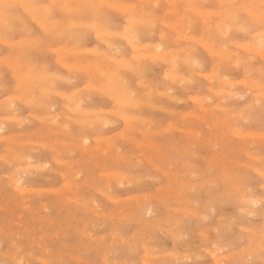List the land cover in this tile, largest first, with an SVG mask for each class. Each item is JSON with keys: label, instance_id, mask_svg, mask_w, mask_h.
<instances>
[{"label": "rangeland", "instance_id": "rangeland-1", "mask_svg": "<svg viewBox=\"0 0 264 264\" xmlns=\"http://www.w3.org/2000/svg\"><path fill=\"white\" fill-rule=\"evenodd\" d=\"M174 1L0 0V264L264 263V0Z\"/></svg>", "mask_w": 264, "mask_h": 264}, {"label": "bare ground", "instance_id": "bare-ground-1", "mask_svg": "<svg viewBox=\"0 0 264 264\" xmlns=\"http://www.w3.org/2000/svg\"><path fill=\"white\" fill-rule=\"evenodd\" d=\"M165 2H166V1H165ZM173 2H176V1L173 0ZM65 3H66V2H65ZM65 3H64V4H65ZM150 3H152V2H150ZM188 3H189V2H188ZM18 4H19V3H18ZM103 4H104V3H103ZM152 5H153V4H152ZM167 5H168V4H167ZM66 6H67V4H66ZM20 7H21V6H20ZM176 8H177V7H176ZM187 8H188V7H187ZM191 8H192V7H191ZM115 9H116V8H115ZM127 9H128V8H126L125 10H127ZM235 9H236V8H235ZM171 10H172V9H171ZM185 10H186V9H185ZM186 11H187V10H186ZM190 12H192V11H190ZM196 12H197V10H196ZM201 12H202V11H201ZM260 12H261V11H260ZM244 13H245V12H244ZM247 13H248V12H247ZM1 14H2V13H1ZM172 14H174V13H172ZM196 14H197V13H196ZM215 14H216V13H215ZM219 14H220V13H219ZM225 14H226V13H225ZM227 14H228V13H227ZM177 15H178V14H177ZM182 15H185V14L182 13ZM216 15H217V14H216ZM220 15L222 16V14H220ZM220 15H219V17H220ZM261 15H262V14H261ZM2 16H3V15H2ZM169 16H170V15H169ZM174 16H175V15H174ZM259 16H260V15H259ZM3 17H4V16H3ZM158 17H159V16H157V18H158ZM182 17H183V16H182ZM187 17H188V16H187ZM225 17H226V16H225ZM159 18H160V17H159ZM166 18H167V17H166ZM184 18H185V16H184ZM222 18H223V17H222ZM251 18H252V17H251ZM256 18H257V17H256ZM2 19H3V18H2ZM5 19H6V18H4L3 20H5ZM153 19H154V18H153ZM175 20H176V19H175ZM186 20H187V18H186ZM151 21H152V20H151ZM179 21H180V19H179ZM183 21H184V20H183ZM183 21H182V22H183ZM201 21H202V20H201ZM53 22H54V21H53ZM140 22H141V21H140ZM168 22H169V21H168ZM188 22H189V21H188ZM101 23H102V22H101ZM131 23H132V22H131ZM169 23H171V22H169ZM183 23H184V22H183ZM36 24H37V23H36ZM49 24H50V23H49ZM70 24H71V23H70ZM172 24H173V23H172ZM185 24H186V23H185ZM221 24H222V23H221ZM47 25H48V23H47ZM174 25H176V24H174ZM178 25H179V24H178ZM133 26H134V25H132V27H131L132 29H131V31H130V32H131L130 34H131V38H132V39H133V37L135 38V36H136V32H135L136 30L133 28ZM218 26H219V25H218ZM254 26H255V25H254ZM43 27H44V25H43ZM135 27H136V26H135ZM175 27H176V26H175ZM183 27H184V26H183ZM78 28H79V27H78ZM78 28H77V29H78ZM43 29H45V28H43ZM136 29H137V28H136ZM138 29H139V28H138ZM218 29H219V28H218ZM236 29H237V28H236ZM50 30H52V29L50 28ZM66 30H67V29H66ZM75 30H76V29H75ZM178 30H179V29H178ZM206 30H207V29H206ZM224 30H225V26H224ZM44 31H45V30H44ZM210 31H212V29H211ZM221 31H222V27H221ZM221 31H220V33L222 34L223 32H226V31H228V30L226 29V30L223 31V32H221ZM49 32H50V31H49ZM56 32H57V31H56ZM216 32H217V31H216ZM60 33H61V32H60ZM60 33H59V34H60ZM71 33H72V32H71ZM102 33H103V32H102ZM209 33H211V32H209ZM43 34H44V33H43ZM48 34H49V33H48ZM72 34H74V33H72ZM96 34H97V33H96ZM99 34H100V33H99ZM183 34H184V33H183ZM260 34H261V32H260ZM263 34H264V33H263ZM44 35H46V34H44ZM51 35H53V34H51ZM61 35H62V34H61ZM179 35H180V34H179ZM75 36H76V35H75ZM99 36H100V35H99ZM261 36H262V35H261ZM252 37H253V36H252ZM256 37H257V36H256ZM102 38H103V37H102ZM120 38H122V37H120ZM124 38H125V37H124ZM206 38H207V37H206ZM4 39H5V38H4ZM68 39H69V37H68ZM198 39H199V38H198ZM198 39H197V41H198ZM200 39H201V36H200ZM172 40H173V39H172ZM99 41H100V40H99ZM130 41H131V40H130ZM254 41H255V40H254ZM187 42H188V41H187ZM8 43H9V42H8ZM32 43H33V42H32ZM73 43H74V42H73ZM166 43H167V41H166ZM176 43H177V41H176ZM203 43H204V42H203ZM245 43H246V42H245ZM13 44H14V43H13ZM15 44H16V43H15ZM7 45H9V44H7ZM28 45H29V44H28ZM37 45H38V44H37ZM127 45H128V44H127ZM193 45H194V44H193ZM195 45H196V44H195ZM202 45H203V44H202ZM235 45H237V44H235ZM41 46H42V45H41ZM148 46H149V45H148ZM154 46H155V45H154ZM154 46H150V47H154ZM204 46H205V45H204ZM219 46L221 47V45H219ZM30 47H31V46H30ZM161 47H162V45H161ZM191 47H192V46H191ZM239 47H240V46H239ZM245 47H246V46H245ZM26 48H27V47H26ZM114 48H115V47H114ZM129 48H130V46H129ZM137 48H138V47H137ZM143 48H145V47H143ZM180 48H181V47H180ZM204 48H205V47H204ZM208 48H209V47H208ZM208 48H207V49H208ZM250 48H251V47H250ZM254 48H256V47H254ZM257 48H258V47H257ZM132 49H133V48H132ZM154 49H155V47H154ZM156 49H159V46L156 47ZM187 49H188V48H187ZM246 49H247V48H246ZM29 50H30V49H29ZM39 50H40V49H39ZM50 50H51V49H50ZM56 50H57V49H56ZM85 50H86V49H85ZM240 50H241V49H240ZM262 50H263V49H262ZM60 51H61V50H60ZM62 51H63V50H62ZM134 51H135V50H134ZM170 51H171V50H170ZM182 51H183V50H182ZM184 51H185V49H184ZM244 51H245V50H244ZM247 51H248V50H247ZM20 52H21V51H20ZM66 52H69V51H66ZM149 52H150V50H149ZM152 52H153V51H152ZM172 52H173V51H172ZM172 52H171V53H172ZM185 52H188V51H185ZM192 52H193V51H192ZM194 52H195V51H194ZM254 52H257V51H254ZM69 53H70V52H69ZM75 53H76V52H75ZM77 53H78V52H77ZM162 53H163V51L161 52V54H162ZM251 53H252V52H251ZM78 54H79V53H78ZM78 54H77V55H78ZM88 54H89V53H88ZM161 54H160V55H161ZM254 54H255V53H254ZM256 54H257V53H256ZM262 54H263V53H262ZM57 55H58V54H57ZM57 55H56V56H57ZM155 55H156V53H155ZM158 55H159V54H158ZM164 55H165V54H164ZM164 55H161V56H157V55H156V57H158V58H160V57L163 58V57H164V58H165L166 56H164ZM230 55H231V54H230ZM19 56H20V55H19ZM61 56H62V55H61ZM141 56H142V55H141ZM168 56H169V53H168ZM170 56H172V55H170ZM195 56H196V55H195ZM212 56H213V55H212ZM71 57H72V56H71ZM75 57H76V56H75ZM80 57H82V56H80ZM80 57H79V58H80ZM83 57H84V56H83ZM96 57H97V56L95 55V58H96ZM103 57H104V56H103ZM134 57H135V56H134ZM144 57H145V56H144ZM147 57H148V56H146V58H147ZM186 57H187V56H186ZM215 57H216V56H215ZM229 57H230V56H229ZM234 57H235V56H234ZM236 57H237V56H236ZM239 57H241V56H239ZM262 57H263V56H262ZM153 58H154V57H153ZM158 58H157V59H158ZM162 58H160V59H162ZM191 58H192V57H191ZM221 58H223V57H221ZM225 58H226V57H225ZM75 59H77V58H75ZM84 59H85V58H84ZM138 59H139V58H138ZM142 59H143V58H142ZM150 59H151V58H150V56H149V60H150ZM184 59H186V58H184ZM184 59H183V60H184ZM192 59H194V58H192ZM197 59H198V58H197ZM219 59H220V58H219ZM233 59H234V58H233ZM235 59H236V58H235ZM235 59H234V60H235ZM239 59H240V58H239ZM242 59H243V58H242ZM242 59H241V60H242ZM252 59H253V58H252ZM96 60H97V59H96ZM124 60H125V59H124ZM136 60H137V59H136ZM250 60H251V59H250ZM101 61H102V59H101ZM114 61H115V60H113V62H114ZM142 61H143V60H142ZM142 61H141V62H142ZM191 61H194V60H191ZM196 61H197V60H196ZM198 61H199V60H198ZM230 61H231V60H229V62H230ZM236 61H237V59H236ZM98 62H99V61H98ZM115 62H116V61H115ZM119 62L121 63L122 61H119ZM153 62H154V61H153ZM200 62H201V61H200ZM229 62H227V63H229ZM237 62H238V61H237ZM62 63H63V62H62ZM117 63H118V62H117ZM150 63H151V62H150ZM188 63H190V61H188L186 64L188 65ZM222 63H224V62H222ZM227 63H226V64H227ZM230 63H231V62H230ZM230 63H229V64H230ZM233 63H234V62H233ZM103 64H104V62H103ZM197 64H198V63H197ZM226 64H225V65H226ZM238 64H239V63H238ZM98 65H99V64H98ZM98 65L96 64V66H98ZM130 65H131V64H130ZM141 65H142V64H141ZM193 65H194V64H193ZM213 65H214V64H213ZM218 65H219V64H218ZM225 65H224V67H225ZM61 66H62V65H61ZM63 66H64V65H63ZM117 66H118V65H117ZM139 66H140V65H139ZM178 66H179V65H178ZM198 66H199V64H198ZM220 66H222V64H221ZM237 66H238V65H237ZM141 67H142V66H141ZM171 67H172V66H171ZM229 67H230V66H229ZM18 68H19V66H18ZM86 68H87V67H86ZM92 68H94V67H92ZM95 68H96V67H95ZM95 68H94V70H95ZM214 68H215V67H214ZM226 68H227V67H226ZM230 68H232V67H230ZM30 69H31V68H30ZM39 69H40V68H39ZM69 69H70V68H69ZM82 69H83V68H82ZM96 69H98V68H96ZM100 69H101V68H100ZM197 69H198V68H197ZM216 69H217V68H216ZM216 69H215V70H216ZM224 69H225V68H224ZM228 69H229V68H228ZM32 70H33V69H32ZM137 70H138V69H137ZM174 70H175V69H174ZM192 70H193V69H192ZM117 72H119V70H118ZM131 72H132V71H131ZM172 72H173V71H172ZM212 72H213V71H212ZM214 72H215V71H214ZM223 72H224V71H223ZM120 73H121V72H120ZM120 73H119V75H120ZM128 73H129V72H128ZM134 73H135V72H134ZM101 74H102V73H101ZM121 74H122V73H121ZM163 74H165V73H163ZM169 74H170V73H169ZM169 74H168V75H169ZM197 74H198V73H197ZM247 74H248V73H247ZM107 75H108V74H107ZM117 75H118V74H117ZM131 75H132V74H131ZM133 75H134V74H133ZM136 75H137V74H136ZM216 75H217V72H216ZM27 76H28V75H27ZM42 76H45V75H42ZM73 76H74V75H73ZM181 76H182V75H181ZM198 76H199V75H198ZM217 76H218V75H217ZM101 77L104 78V79H106V82H107V80H108V82H109V88L111 87V88L108 89V90L115 89L114 86L110 84L111 82H113V78H114V76H112L113 78H112V77L110 78L109 76H106V74H105V75H101ZM142 77H143V76H142ZM166 77H167V76H166ZM166 77H165V78H166ZM168 77H169V76H168ZM183 77H184V75H183ZM204 77H205V76H204ZM213 77H214V76H213ZM219 77H220V76H219ZM38 78H39V77H38ZM41 78H42V77H41ZM45 78H46V77H45ZM184 78H185V77H184ZM209 78H210V77H209ZM217 78H218V77H217ZM248 78H249V77H248ZM15 79H16V78H15ZM93 79H94V78H93ZM100 79H101V78H100ZM121 79H122V78H121ZM221 79H222V78H221ZM61 80H62V79H61ZM117 80H118V79H117ZM173 80H174V79H173ZM210 80H211V79H210ZM225 80H226V78H225ZM247 80H248V79H247ZM67 81H68V80H67ZM95 81H96V80H95ZM97 81H99V80H97ZM181 81H182V80H180V82H181ZM218 81H219V80H218ZM248 81H250V78H249ZM49 82H50V81H49ZM106 82L104 81V83H106ZM108 82H107V83H108ZM119 82H120V81H118V83H119ZM124 82H125V81H124ZM92 83H93V82H92ZM114 83H115V82H114ZM122 83H123V82H122ZM170 83H171V82H170ZM172 83H173V81H172ZM225 83H226V82H225ZM227 83H228V82H227ZM236 83H237V82H236ZM248 83H249V82H248ZM45 84H47V81H46ZM96 84H97V83H96ZM100 84H101V83H100ZM102 84H103V83H102ZM115 84H116V83H115ZM123 84H124V83H123ZM125 84H126V83H125ZM182 84H183V82H182ZM232 84H233V83H232ZM18 85H19V84H18ZM42 85H43V84H42ZM49 85H50V84H49ZM51 85H52V83H51ZM51 85H50V86H51ZM103 85H104V84H103ZM116 85H119V84H116ZM116 85H115V87H116ZM121 85H122V84H120V86H121ZM249 85H251V84H249ZM256 85H257V84H256ZM85 86H86V85H85ZM92 86H93V85H92ZM106 86H108V85H106ZM123 86H124V85H123ZM123 86H121V87L123 88ZM178 86H179V85H178ZM241 86H242V85H241ZM245 86H246V85H245ZM23 87H24V85H23ZM90 87H91V86H90ZM118 87H119V86H117V88H118ZM138 87H139V86H138ZM149 87H150V86H149ZM225 87H226V86H225ZM260 87H262V85H261ZM28 88H29V87H28ZM92 88H93V87H92ZM103 88H104V87H103ZM151 88H152V87H151ZM180 88H181V87H180ZM183 88H184V87H183ZM21 89H24V88H21ZM96 89H97V88H96ZM96 89H95V90H96ZM119 89H120V87H119ZM149 89H150V88H149ZM229 89H230V84H229ZM255 89H256V88H255ZM258 89H259V88H258ZM258 89H257V90H258ZM47 90H48V89H47ZM79 90H80V89H79ZM99 90H100V89H99ZM133 90H134V89H133ZM223 90H224V89H223ZM18 91H19V90H18ZM49 91H50V90H49ZM87 91H88V90H87ZM105 91H107V90L105 89ZM128 91H129V90H128ZM128 91H126V93H127ZM136 91H137V90H136ZM168 91H169V90H168ZM227 91H228V90H227ZM16 92H17V89H16ZM44 92H45V91H44ZM44 92H43V93H44ZM46 92H47V91H46ZM84 92H85V91H84ZM84 92H83V93H84ZM95 92H96V91H95ZM95 92H94V94H95ZM116 92H117V91H116ZM134 92H135V91H134ZM208 92H209V91H208ZM90 93H91V92H90ZM104 93H107V92H104ZM108 93H109V92H108ZM117 93H118V92H117ZM117 93H116V94L114 93L115 96L117 95ZM122 93H124V92H122ZM132 93H133V92H132ZM132 93H129V94L131 95ZM151 93H152V92H151ZM96 94H97V93H96ZM96 94H95V95H96ZM118 94H119V93H118ZM146 94H147V93H146ZM47 95H48V94H47ZM51 95H52V94H51ZM58 95H59V94H58ZM61 95H62V94H61ZM79 95H80V94H79ZM121 95H122V94H121ZM125 95H126V94H125ZM125 95H124V96H125ZM216 95H217V94H216ZM263 95H264V94H263ZM42 96H43V94H42ZM83 96H84V95H83ZM98 96H100V95H98ZM115 96H114V97H115ZM117 96H118V95H117ZM126 96H127V95H126ZM141 96H142V95H141ZM155 96H156V95H155ZM172 96H173V95H172ZM235 96H236V95H235ZM241 96H242V95H241ZM80 97H81V96H80ZM101 97H102V96H101ZM104 97H105V96H104ZM106 97H107V96H106ZM127 97H129V96H127ZM134 97H135V96H134ZM149 97H150V96H149ZM196 97H198V96H196ZM205 97H206V96H205ZM215 97H216V96H215ZM4 98H5V97H4ZM14 98H15V97H14ZM24 98H25V97H24ZM26 98H27V97H26ZM38 98H39V97H38ZM62 98H63V96H62ZM65 98H66V100H67V97H65ZM72 98H73V95H72ZM110 98H111V97H110ZM117 98H118V97H117ZM122 98H123V97H122ZM122 98L120 97L121 100H122ZM152 98H153V97H152ZM193 98H194V97H193ZM217 98H218V97H217ZM224 98H225V97H224ZM258 98H259V97H258ZM19 99H20V98H19ZM39 99H40V98H39ZM130 99H131V98H130ZM130 99H129V100H130ZM133 99H134V98H133ZM136 99H139V98H136ZM136 99H135V100H136ZM140 99H141V98H140ZM201 99H202V98H201ZM225 99H226V98H225ZM263 99H264V97H263ZM1 100H2V99H1ZM10 100H11V99H10ZM33 100H34V99H33ZM33 100H32V101H33ZM46 100H47V99H46ZM69 100H70V99H69ZM118 100H119V99H118ZM193 100H194V99H193ZM197 100H198V99H197ZM203 100H204V102H205V99H203ZM227 100H228V98H227ZM70 101H71V100H70ZM75 101H76V100H75ZM82 101H83V100H82ZM122 101H123V100H122ZM122 101H120V102H122ZM126 101H127V100H126ZM126 101L124 100L123 102H124V103H127ZM145 101H146V100H145ZM150 101H151V99H150ZM150 101L148 100V102H150ZM153 101H154V100H153ZM179 101H180V100H179ZM199 101H200V100H199ZM256 101H257V100H256ZM24 102H25V101H24ZM123 102H122V103H123ZM224 102H225V101H224ZM13 103H14V102H13ZM122 103H119L120 106H121ZM199 103H200V102H199ZM221 103H222V102H221ZM1 104H2V103H1ZM25 104H26V103H25ZM27 104H28V100H27ZM152 104H154V103H152ZM200 104H201V103H200ZM219 104H220V103H219ZM8 105H9V101H8ZM8 105H7V106H8ZM148 105H149V104H148ZM160 105L162 106V104H160ZM194 105H195V104H194ZM250 105H251V104H250ZM5 106H6V105H5ZM27 106H28V105H27ZM73 106H74V105H72L71 107H73ZM76 106H77V105H76ZM76 106H75V107H76ZM198 106H199V105H198ZM224 106H225V105H223L222 107H224ZM1 107H2V106H1ZM8 107H9V106H8ZM25 107H26V106H25ZM51 107H52V106H51ZM75 107H73V108H75ZM133 107H134V106H133ZM139 107H140V106H139ZM247 107H248V106H247ZM65 108H66V107H65ZM73 108H72V109H73ZM79 108H80V107H79ZM82 108H83V107H82ZM131 108H132V107H131ZM150 108H151V107H150ZM213 108H214V106H213ZM216 108H218V107H216ZM224 108H225V107H224ZM41 109H42V108H41ZM72 109H71V110H72ZM151 109H153V108H151ZM199 109H200V108H199ZM5 110H8V109H5ZM48 110H49V109H48ZM125 110H126V109H125ZM216 110H217V109H216ZM240 110H241V109H240ZM90 111H91V110H90ZM92 111H93V110H92ZM114 111H115V110H114ZM221 111H223V110H221ZM247 111H248V110H247ZM9 112H10V111H9ZM70 112H71V111H70ZM72 112H73V111H72ZM86 112H88V111H86ZM108 112H109V111H108ZM117 112H118V111H117ZM119 112H120V110H119ZM202 112H203V111H202ZM210 112H211V111H210ZM82 113H83V111H82ZM109 113H110V112H109ZM134 113H135V112H134ZM171 113H172V112H171ZM195 113H196V112H195ZM211 113H212V112H211ZM235 113H236V112H235ZM248 113H249V112H248ZM65 114H66V113H65ZM85 114H86V113H85ZM104 114H105V113H104ZM104 114H103V115H104ZM111 114H112V113H111ZM120 114H122V113H120ZM123 114H124V113H123ZM236 114H237V113H236ZM12 115H13V114H12ZM117 115H118V114H117ZM202 115H203V113H202ZM202 115H201V116H202ZM56 116H57V115H56ZM75 116H76V115H75ZM100 116H101V115H100ZM195 116H196V115H195ZM245 116H246V115H245ZM60 117H61V116H60ZM67 117H68V116H67ZM118 117H119V116H118ZM122 117H123V115H122ZM122 117H121V118H122ZM188 117H190V116H188ZM223 117H224V116H223ZM223 117H222V118H223ZM48 118H49V117H48ZM48 118H45V119H48ZM54 118H55V117H54ZM54 118H53V119H54ZM56 118H57V117H56ZM69 118H70V117H69ZM103 118H104V117H103ZM184 118H185V117H184ZM201 118H202V117H201ZM226 118H227V117H226ZM248 118H249V117H248ZM45 119H44V120H45ZM88 119H89V118H88ZM98 119H100V117H99ZM108 119H109V117H108ZM108 119H106V120H108ZM118 119H119V118H118ZM192 119H193V118H192ZM12 120H14V118H13ZM32 120H33V118H32ZM68 120H69V119H68ZM68 120H67V121H68ZM72 120H73V119H72ZM109 120H110V119H109ZM137 120H138V119H137ZM145 120H146V119H145ZM150 120H151V119H150ZM201 120H202V119H201ZM14 121H17V120H14ZM40 121H41V120H40ZM85 121H86V119H85ZM88 121H89V120H88ZM132 121H133V120H132ZM142 121H143V120H142ZM146 121H147V120H146ZM146 121H145V122H146ZM148 121H149V120H148ZM151 121H152V120H151ZM194 121H195V119H194ZM216 121H217V120H216ZM225 121H226V120H225ZM5 122H6V121H5ZM10 122H11V121H10ZM12 122H13V121H12ZM17 122H18V121H17ZM19 122H21V121H19ZM38 122H39V121H38ZM42 122H43V121H42ZM68 122H69V121H68ZM77 122H78V121H77ZM91 122H92V120H91ZM99 122H102V121H101V120L98 121L97 124H98ZM103 122H104V121H103ZM122 122H123V121H122ZM138 122H139V121H138ZM182 122H183V121H182ZM185 122H186V120H185ZM227 122H228V121H227ZM64 123H65V122H64ZM83 123H84V122H83ZM86 123H87V122H86ZM95 123H96V122H95ZM110 123H111V122H110ZM110 123H109V124H110ZM151 123H152V122H151ZM197 123H198V122H197ZM225 123H226V122H225ZM13 124H14V123H13ZM23 124H24V123H23ZM23 124H22V125H23ZM42 124H43V123H42ZM48 124H49V123H48ZM57 124H58V123H57ZM84 124H85V123H84ZM153 124H154V123H153ZM186 124H187V123H186ZM226 124H227V123H226ZM15 125H17V124H15ZM51 125H52V124H51ZM54 125H55V124H54ZM62 125H63V123H62ZM70 125H71V123H70ZM86 125H87V124H86ZM146 125H147V124H146ZM150 125H151V124H150ZM155 125H156V124H155ZM222 125H223V124H222ZM0 126H1V125H0ZM20 126H21V125H20ZM55 126H57V125H55ZM77 126H78V125H77ZM84 126H85V125H84ZM96 126H97V125H96ZM111 126H112V125H111ZM131 126H132V125H131ZM140 126H141V125H140ZM226 126H228V125H226ZM231 126H232V125H231ZM235 126H236V125H235ZM105 127H108V126H105ZM129 127H130V126H129ZM133 127H134V125H133ZM147 127H148V126H147ZM216 127H217V126H216ZM222 127L224 128V126H222ZM222 127H221V128H222ZM2 128H3V127H2ZM63 128H64V127H63ZM95 128H96V127H95ZM95 128H94V129H95ZM99 128H101V127H99ZM223 128H222V129H223ZM0 129H1V128H0ZM83 129H84V128H83ZM131 129H133V128H131ZM229 129H230V128H229ZM229 129H228V130H229ZM234 129H235V128H234ZM236 129H237V128H236ZM50 130H51V129H50ZM68 130H69V129H68ZM80 130H81V129H80ZM105 130H106V129H105ZM212 130H213V129H212ZM212 130H211V131H212ZM218 130H220V128H219ZM37 131H38V130H37ZM40 131H41V130H40ZM95 131H96V130H95ZM99 131H100V130H99ZM129 131H130V130H129ZM133 131H134V130H133ZM190 131H191V130H190ZM220 131H221V130H220ZM234 131H235V130H234ZM256 131H257V130H256ZM57 132H58V131H57ZM253 132H255V131H253ZM258 132H259V131H258ZM55 133H56V131H55ZM62 133H63V132H62ZM68 133H69V131H68ZM130 133H131V132H130ZM144 133H146V132H144ZM154 133H155V132H154ZM165 133H166V132H165ZM193 133H195V132H193ZM198 133H199V132H198ZM221 133H222V132H221ZM32 134H33V133H32ZM57 134H59V132H58ZM57 134H56V135H57ZM78 134H79V133H78ZM82 134H83V133H82ZM122 134H123V133H122ZM142 134H143V133H142ZM152 134H153V132H152ZM155 134H156V133H155ZM195 134H196V133H195ZM199 134H200V133H199ZM251 134H252V133H251ZM21 135H22V134H21ZM53 135H54V134H53ZM56 135H55V136H56ZM59 135H61V134H59ZM118 135H120V134H118ZM126 135H127V133H126ZM214 135H215V134H214ZM214 135H213V136H214ZM23 136H24V134H23ZM23 136H22V137H23ZM25 136H26V134H25ZM27 136H28V135H27ZM197 136H198V135H197ZM197 136H196V138H197ZM219 136H221V135H219ZM225 136H226V135H225ZM20 137H21V136H20ZM20 137H19V138H20ZM22 137H21V138H22ZM33 137H34V136H33ZM42 137H43V136H42ZM78 137H79V136H78ZM118 137H119V136H118ZM261 137H262V136H261ZM10 138H11V137H10ZM17 138H18V137H17ZM56 138H57V137H56ZM63 138H64V137H63ZM86 138H87V137H86ZM105 138H106V137H105ZM107 138H108V137H107ZM142 138H143V137H142ZM142 138H141V139H142ZM186 138H187V137H186ZM67 139H68V138H67ZM115 139H116V138H115ZM128 139H129V136H128ZM151 139H152V138H151ZM210 139L212 140V138H210ZM215 139H216V138H215ZM227 139H228V138H226V140H224V141H225V142H226V141L228 142ZM2 140H3V139H2ZM43 140H44V139H43ZM55 140H56V139H55ZM91 140H92V139H91ZM121 140H122V139H121ZM216 140H217V139H216ZM220 140H223V139H220ZM21 141H22V140H21ZM28 141H29V140H28ZM70 141H71V139H70ZM106 141H107V139H106ZM114 141H115V140H114ZM145 141H146V140H145ZM192 141H193V140H192ZM251 141H252V140H251ZM30 142H31V140H30ZM37 142H38V140H37ZM134 142H135V141H134ZM149 142H150V141H149ZM195 142H196V141H195ZM218 142H219V141H218ZM256 142H258V141H256ZM263 142H264V141H263ZM4 143H5V142H4ZM22 143H23V142H22ZM26 143H27V142H26ZM33 143H34V142H33ZM43 143H44V142H43ZM61 143H62V142H61ZM64 143H67V142L64 141ZM70 143H71V142H70ZM99 143H100V142H98V144H99ZM175 143H176V142H175ZM189 143H190V142H189ZM7 144H8V142H7ZM30 144H31V143H30ZM36 144H37V143H36ZM194 144H195V143H194ZM221 144H223V143H221ZM252 144H253V143H252ZM262 144H264V143H262ZM27 145H28V143H27ZM40 145H42V144H40ZM72 145H73V144H72ZM81 145H83V144H81ZM100 145H101V144H100ZM114 145H115V144H114ZM154 145H155V144H154ZM192 145H193V144H192ZM209 145H210V144H209ZM212 145H213V144H212ZM28 146H29V145H28ZM86 146H87V145H86ZM108 146H109V145H108ZM149 146H150V145H149ZM156 146H157V145H156ZM17 147H18V146H17ZM61 147H62V146H61ZM70 147H71V146H70ZM70 147H69V148H70ZM76 147H77V145H76ZM79 147H80V146H79ZM100 147H101V146H100ZM153 147H154V146H153ZM169 147H170V146H169ZM186 147H187V146H186ZM189 147H190V146H189ZM8 148H9V147H8ZM10 148H11V147H10ZM15 148H16V147H15ZM27 148H28V147H27ZM36 148H37V147H36ZM50 148H51V147H50ZM115 148H117V147H114V149H115ZM214 148H215V147H214ZM18 149H19V148H18ZM18 149H17V150H18ZM31 149H32V147H31ZM55 149L57 150V148H55ZM66 149H67V148H66ZM112 149H113V148H112ZM7 150H9V149H7ZM13 150H14V149H13ZM13 150H12V151H13ZM21 150H22V149H21ZM100 150H101V149H100ZM103 150H104V149H103ZM106 150H108V149H106ZM117 150H118V148H117ZM30 151H31V150H30ZM67 151H68V150H67ZM110 151H111V150H110ZM113 151H114V150H113ZM113 151H112V152H113ZM115 151H116V150H115ZM141 151H142V150H141ZM157 151H158V150H157ZM244 151H245V150H244ZM146 152H147V151H146ZM159 152H160V151H159ZM159 152H158V153H159ZM189 152H190V151H189ZM192 152H193V151H192ZM228 152H229V151H228ZM12 153H13V152H12ZM68 153H69V151H68ZM88 153H89V152H88ZM90 153H91V152H90ZM103 153H104V152H103ZM105 153H106V152H105ZM110 153H111V152H110ZM187 153H188V152H187ZM251 153H252V152H251ZM251 153H250V154H251ZM9 154H11V150H10ZM16 154H17V153H16ZM21 154H22V153H21ZM62 154H63V153H62ZM97 154H98V153H97ZM99 154H100V153H99ZM151 154H152V153H151ZM160 154L162 155V153H160ZM190 154H191V153H190ZM236 154H237V153H236ZM238 154H239V153H238ZM13 155L15 156V154H13ZM58 155H59V152H58ZM58 155H57V156H58ZM119 155H121V153H120ZM26 156H27V155H26ZM97 156H98V155H97ZM138 156H139V155H138ZM223 156H224V155H223ZM249 156H250V155H249ZM251 156H252V155H251ZM2 157H3V156H2ZM106 157H107V156H106ZM122 157H123V156H122ZM149 157H150V156H149ZM191 157H193V156H191ZM7 158H8V157H7ZM20 158H21V157H20ZM87 158H88V157H87ZM101 158H102V157H101ZM116 158H117V157H116ZM147 158H148V157H147ZM2 159H3V158H2ZM13 159H14V157H13ZM23 159H25V158H23ZM29 159H30V158H29ZM220 159H221V158H220ZM16 160H17V159H16ZM31 160H32V159H31ZM57 160H58V159H57ZM23 161H24V160H23ZM227 161H228V160H227ZM6 162H7V161H6ZM19 162H20V161H19ZM24 162H26V161H24ZM60 162H61V161H60ZM76 162H77V161H76ZM81 162H82V161H81ZM116 162H117V159H116ZM118 162H119V161H118ZM138 162H139V161H138ZM146 162H147V161H146ZM149 162H150V161H149ZM184 162H185V161H184ZM238 162H239V161H238ZM3 163H4V162H3ZM28 163H29V162H28ZM28 163H27V164H28ZM125 163H126V162H125ZM136 163H137V162H136ZM233 163H234V162H233ZM166 164H167V163H166ZM169 164H170V163H169ZM190 164H191V163H190ZM7 165H8V164H7ZM58 165H59V164H58ZM210 165H211V164H210ZM246 165H247V164H246ZM250 165H251V164H249V166H250ZM71 166H72V165H71ZM74 166H75V165H74ZM97 166H98V165H97ZM190 166H191V165H190ZM247 166H248V165H247ZM37 167H38V166H37ZM230 167H231V166H230ZM230 167H229V168H230ZM250 167H251V166H250ZM27 168H28V167H27ZM29 168H30V167H29ZM35 168H36V167H35ZM40 168H41V167H40ZM107 168L109 169V167H107ZM132 168H133V167H132ZM208 168H209V167H208ZM19 169H20V168H19ZM37 169H38V168H37ZM43 169H44V168H43ZM108 169H107V171H108ZM209 169H210V168H209ZM40 170H42V169H40ZM50 170H51V169H50ZM250 170H251V169H250ZM19 171H20V170H19ZM34 171H35V170H34ZM71 171H73V170H71ZM76 171H78V170L76 169ZM158 171H159V170H158ZM230 171H231V170H230ZM263 172H264V171H263ZM121 173H122V172H121ZM161 173H162V172H161ZM226 173H227V172H226ZM226 173H225V174H226ZM259 173H261V171H260ZM26 174H27V173H26ZM114 174H115V172H114ZM163 174H164V172H163ZM169 174H170V173H169ZM72 175H73V174H72ZM120 175H122V174H120ZM166 175H167V174H166ZM171 175H172V174H171ZM187 175H188V174H187ZM241 175H242V174H241ZM14 176H15V175H14ZM104 176H105V175H104ZM132 176H133V175H132ZM225 176H226V175H225ZM237 176H238V175H237ZM167 177H168V176H167ZM169 177H170V176H169ZM173 177H174V176H173ZM186 177H188V176H186ZM261 177H262V176H261ZM10 178H11V177H10ZM106 178H107V177H106ZM233 178H234V177H233ZM13 179H14V178H13ZM18 179H19V178H18ZM18 179H17V180H18ZM73 179H74V178H73ZM116 179H117V178H116ZM228 179H229V178H228ZM231 179H232V178H231ZM14 180H15V179H14ZM14 180H13V181H14ZM93 180H94V179H93ZM109 180H110V179H109ZM117 180H118V179H117ZM148 180H149V179H148ZM234 180H235V179H234ZM234 180H233V184H234V182H235ZM241 180H242V178H241ZM21 182H22V181H21ZM106 182H107V181H106ZM132 182H133V181H132ZM132 182H131V183H132ZM179 182H181V181H179ZM209 182H210V181H209ZM236 182H237V179H236ZM107 183H109V182H107ZM113 183H114V182H113ZM116 183H117V182H116ZM134 183H135V182H134ZM134 183H133V184H134ZM136 183H137V182H136ZM185 183H186V182H185ZM203 183H204V182H203ZM18 184H19V183H18ZM205 184H207V183H205ZM25 185H26V183H25ZM105 185H106V183L104 184V186H105ZM109 185H110V184H109ZM191 185H192V184H191ZM194 185H196V184H194ZM231 185H232V184H231ZM234 185H235V184H234ZM18 186H19V185H17V187H18ZM71 186H72V185H71ZM75 186H76V184H75ZM75 186H74V187H75ZM100 186H101V185H100ZM185 186H186V185H185ZM196 186H198V185H196ZM12 187H13V186H12ZM23 187H24V186H23ZM108 187H109V186H108ZM192 187H193V186H192ZM201 187H202V186H201ZM241 187H242V186H241ZM244 187H246V186H244ZM64 188H65V187H64ZM69 188H70V187H69ZM188 188H189V187H188ZM236 188H237V187H236ZM23 189H24V188H23ZM23 189H22V190H23ZM57 189H58V188H57ZM75 189H76V188H75ZM168 189H169V188H168ZM177 189H178V187H177ZM185 189H186V188H185ZM189 189H190V188H189ZM196 189H197V188H196ZM207 189H208V188H207ZM26 190H27V189H26ZM26 190H25V191H26ZM69 190H70V189H69ZM173 190H175V189H173ZM181 190H182V189H181ZM187 190H188V189H187ZM38 191H39V190H38ZM48 191H49V190H48ZM67 191H68V189H67ZM162 191H163V190H162ZM34 192H35V191H34ZM42 192H43V191H42ZM52 192H54V191H52ZM75 192H76V191H75ZM98 192H99V190H98ZM106 192H107V191H106ZM173 192H174V191H173ZM173 192H172V193H173ZM184 192H185V191H184ZM244 192H245V191H244ZM36 193H37V192H36ZM49 193H50V192H49ZM58 193H59V192H58ZM107 193H108V192H107ZM163 193H164V191H163ZM178 193H179V192H178ZM188 193H189V192H188ZM62 194H63V192H61V195H62ZM72 194H73V192H72ZM75 194H76V193H75ZM75 194H74V195H75ZM168 194H169V193H168ZM230 194H231V193H230ZM107 195H108V194H107ZM112 195H113V194H112ZM55 196H56V195H55ZM148 196H149V195H148ZM176 196H177V195H176ZM221 196H222V195H221ZM74 197H75V196H74ZM106 197H107V196H106ZM229 197H231V196H229ZM232 197H233V194H232ZM61 198H62V197H61ZM109 198H110V196H109ZM114 198H115V197H114ZM182 198H183V197H182ZM233 198H234V197H233ZM69 199H70V198H69ZM157 199H158V198H157ZM227 199H228V198H227ZM247 199H249V198L247 197L246 200H247ZM82 200H83V197H82ZM90 200H91V199H90ZM174 201H175V200H174ZM244 201H245V200H244ZM117 202H118V201H117ZM117 202H116V203H117ZM121 202H122V201H121ZM187 202H188V201H187ZM195 202H196V201H195ZM249 202H250V201H249ZM249 202H248V203H249ZM74 203H75V202H74ZM92 203H94V202H92ZM118 203H119V202H118ZM118 203H117V204H118ZM189 203H190V202H189ZM89 204H90V203H89ZM210 204H211V203H210ZM257 204H258V203H257ZM43 205H44V204H43ZM86 205H88V204H86ZM86 205H85V206H86ZM122 205H123V203H122ZM140 205H141V204H140ZM252 205H253V204H252ZM208 206H209V205H208ZM73 207H74V206H73ZM87 207H88V206H87ZM89 207H90V206H89ZM122 207H123V206H122ZM175 207H176V206H175ZM60 208H61V207H60ZM128 208H130V206H129ZM128 208H127L126 210H129ZM143 208H144V207H143ZM149 209H150V208H149ZM149 209H147V211H148ZM182 209H184V208L182 207ZM250 209H251V208H250ZM67 210H68V209H67ZM85 210H86V209H85ZM192 210H193V209H192ZM147 211H146V212H147ZM183 211H184V210H183ZM253 211H254V210H253ZM85 212H86V211H85ZM179 212H180V211H179ZM189 212H190V211H189ZM189 212H188V213H189ZM121 213H122V211H121ZM190 213H191V212H190ZM127 214H128V213H127ZM129 214H131V213H129ZM138 214H139V213H138ZM144 214H145V213H144ZM144 214H143V215H144ZM263 214H264V213H263ZM101 215H102V214H101ZM103 215H104V214H103ZM247 217H248V216H247ZM125 218H126V217H125ZM125 218H124V219H125ZM146 218H147V217H146ZM126 219H128V218H126ZM244 220H245V219H244ZM75 221H76V220H75ZM104 221H105V220H104ZM109 221H110V220H109ZM78 222H80V221H78ZM115 222H116V221H115ZM232 222H233V221H232ZM95 224H96V223H95ZM145 225H146V224H145ZM96 226H97V225H96ZM85 229H86V228H85ZM212 230H213V229H212ZM82 231H83V229H82ZM82 231H81V232H82ZM84 231H85V230H84ZM250 231H251V230H250ZM85 232H86V231H85ZM110 232H111V231H110ZM165 232H166V231H165ZM212 232H213V231H212ZM177 233H178V232H177ZM214 233H215V232H214ZM12 234H13V233H12ZM57 234H58V233H57ZM82 234H83V233H82ZM114 234H115V233H114ZM158 234H159V233H158ZM171 234H172V233H171ZM171 234H170V236H171ZM173 234H174V233H173ZM208 234H209V233H208ZM261 234H262V233H261ZM182 235H183V234H182ZM263 235H264V234H263ZM81 236H82V235H81ZM260 236H261V235H260ZM20 237H21V236H20ZM52 237H53V236H52ZM85 237H86V236H85ZM117 237H118V235H117ZM117 237H116V238H117ZM171 237H172V236H171ZM39 238H41V237H39ZM137 238H139V237H137ZM93 239H94V238H93ZM111 239H112V238H111ZM213 239H214V238H213ZM99 240H101V238H100ZM99 240H98V241H99ZM200 240H201V239H200ZM240 240H241V239H240ZM40 241H41V240H40ZM101 241H102V240H101ZM145 241H146V240H145ZM209 241H210V239H209ZM258 242H260V241H258ZM142 243H143V242H142ZM217 243H218V242H217ZM261 243H262V242H261ZM12 244H13V243H12ZM259 244H260V243H259ZM146 245H147V244H146ZM70 246H71V245H70ZM190 246H191V245H190ZM12 247H13V246H12ZM148 247H150V246H148ZM248 247H249V246H248ZM256 247H257V246H256ZM258 247H260V246H258ZM77 249H78V248H77ZM257 249H258V248H257ZM14 250H15V249H14ZM128 250H129V249H128ZM144 250H145V249H144ZM146 250H147V249H146ZM149 250H150V249H149ZM205 250H206V249H205ZM115 253H116V252H115ZM171 253H172V252H171ZM109 254H110V253H109ZM175 254H176V253H175ZM210 254H211V253H210ZM172 255H173V253H172ZM243 255H244V254H243ZM176 256H177V255H176ZM162 257H163V256H162ZM256 257H257V256H256ZM77 258H78V257H77ZM197 258H199V257H197ZM239 258H240V257H239ZM154 259H155V258H154ZM171 259H172V258H171ZM25 260H26V259H25ZM175 260H176V259H175ZM179 260H180V258H179ZM108 261H109V260H108ZM161 261H162V260H161ZM243 261H244V259H243ZM105 262H106V261H105ZM114 262H115V261H114ZM114 262H113V263H114ZM118 262H119V261H118ZM123 262H124V261H123ZM151 262H152V261H151ZM147 263H148V262H147ZM239 263H240V262H239ZM248 263H249V262H248ZM124 264H125V263H124ZM175 264H176V263H175ZM263 264H264V263H263Z\"/></svg>", "mask_w": 264, "mask_h": 264}, {"label": "snow or ice", "instance_id": "snow-or-ice-1", "mask_svg": "<svg viewBox=\"0 0 264 264\" xmlns=\"http://www.w3.org/2000/svg\"><path fill=\"white\" fill-rule=\"evenodd\" d=\"M12 7H14V5L0 3V8H3V9L7 10V9H11Z\"/></svg>", "mask_w": 264, "mask_h": 264}]
</instances>
